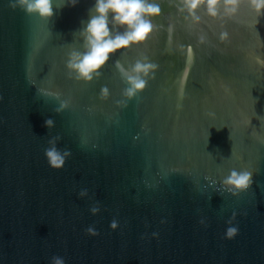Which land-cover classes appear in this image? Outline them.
I'll list each match as a JSON object with an SVG mask.
<instances>
[{
    "label": "water",
    "instance_id": "obj_1",
    "mask_svg": "<svg viewBox=\"0 0 264 264\" xmlns=\"http://www.w3.org/2000/svg\"><path fill=\"white\" fill-rule=\"evenodd\" d=\"M13 2L0 0V264H264V13L252 0H151L146 43L112 54L91 83L66 63L95 0H53L49 21ZM145 57L155 79L118 107L116 61ZM37 89L69 108L56 114ZM56 136L71 151L58 171L44 154ZM244 168L253 184L233 197L222 180Z\"/></svg>",
    "mask_w": 264,
    "mask_h": 264
},
{
    "label": "clouds",
    "instance_id": "obj_2",
    "mask_svg": "<svg viewBox=\"0 0 264 264\" xmlns=\"http://www.w3.org/2000/svg\"><path fill=\"white\" fill-rule=\"evenodd\" d=\"M207 2L213 5L215 0H207ZM228 2L234 3L235 0H228ZM252 2L258 12L264 13V0H252ZM77 3L78 0H67V6L70 7H75ZM198 3L199 0H190V7L195 9ZM10 7L13 10L19 8L26 15L38 16L44 21H49L54 16L53 0H15ZM159 12V5L152 3L151 0H95L94 6L89 9L88 20L82 21L84 26L79 31V36L83 40V51L74 48L68 54L66 68L69 75L84 83L99 79L112 54L119 50H127L133 45L139 46L146 43L153 30L152 18L158 16ZM110 23L123 27L124 31L113 33L109 27ZM115 67L127 85L122 92L123 98L115 102L118 107H127L128 101L143 93L149 81L155 79L159 68L158 64L149 61L147 57L137 59L127 68L120 60H117ZM37 93L59 101V107L55 109L56 114L63 113L70 106L71 101L62 100V93L59 91L37 89ZM109 96V89L106 86L101 88L100 98L106 100ZM45 127L51 130L54 127V121L51 118L46 119ZM60 140V136L51 138L48 141L49 147L44 150L49 166L57 171L63 169L66 161L71 157L69 149L60 150L57 147ZM252 184L253 172L245 168L240 171L231 170L222 180L223 188L233 197L246 192ZM87 195V190L79 193L80 198ZM99 210L98 205L90 209L93 215H96ZM235 216L236 214L233 213L232 220L228 222L230 225L226 230L228 240H232L238 234V227L231 226ZM200 223L203 224L204 221L201 220ZM110 227L115 229L117 222L113 220ZM86 231L91 236L98 235L93 227H89ZM51 264H65V260L54 256Z\"/></svg>",
    "mask_w": 264,
    "mask_h": 264
}]
</instances>
